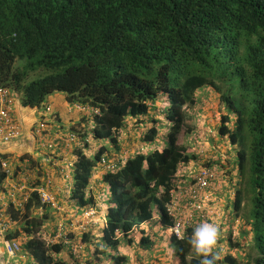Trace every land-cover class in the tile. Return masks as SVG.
Here are the masks:
<instances>
[{"label":"trees","instance_id":"16d2710c","mask_svg":"<svg viewBox=\"0 0 264 264\" xmlns=\"http://www.w3.org/2000/svg\"><path fill=\"white\" fill-rule=\"evenodd\" d=\"M0 84L16 89L26 107H39L59 91L71 104L99 110L93 142L108 145L73 148V182L60 198L71 214L105 213L99 232L106 247H97L95 264H130L117 250L123 238L132 242L131 232L151 221L159 230L173 224L168 207L178 168L197 158L179 138L195 131L189 108L198 103V90L213 91L227 109L220 133L238 148L236 160H226L240 173L233 211L246 217L243 233L251 232L258 252L252 256L244 243V264H264V0H0ZM164 112L169 125H159ZM128 117L152 123L138 147L121 144ZM144 143L153 149L144 152ZM103 159L117 170L97 179L109 188L101 199L93 178L106 170ZM5 178L0 172V184ZM41 206L36 191L23 209L9 204L20 227L7 238L21 240L27 257L10 264H94L73 260H79L73 246L88 231L53 240L56 221L51 207L36 212ZM193 230L173 237L179 264H199L200 258H189ZM154 240L143 230L138 244L148 250ZM222 262L243 264L229 252Z\"/></svg>","mask_w":264,"mask_h":264},{"label":"clouds","instance_id":"9594fccd","mask_svg":"<svg viewBox=\"0 0 264 264\" xmlns=\"http://www.w3.org/2000/svg\"><path fill=\"white\" fill-rule=\"evenodd\" d=\"M0 86L10 90V93L13 97L12 115L14 120L19 124L21 128L20 129L21 133L17 138L5 142L1 145V150L3 151L2 156L8 159L9 161H11L13 165L12 175L9 177V182L25 183L27 184V186L29 183L30 188L40 187L39 185H33V184L36 183L37 181L46 182L48 179L47 177L48 174L50 176V181H51L50 187H52L54 181L51 172H55L56 169L60 171L61 168H56L55 166H61L62 163L65 162V157L68 156L70 149H71L70 154L73 155L72 153L73 148L74 149L82 148L85 152H89V149L94 150L96 148H99L101 144L108 143L107 141H102V142L98 141L97 143L93 142L94 141L93 129L96 125L94 115L98 114L99 112L97 108H93L90 105L71 104L67 101L66 103H68V110L66 113L77 114L78 116L80 114V117L78 118L80 121V126H77L78 129H75L73 128L74 126L73 125L71 129H69L66 132H63L62 131L63 126L61 127L59 126L58 128H56V126L54 125L55 122L59 121L58 117L61 120V117L58 114H62V113L60 112L56 113L55 111L52 110L50 105H48L46 108H43L41 106L39 107L37 106L35 108L30 107V109L35 110L34 113H38V116L36 115L34 117L35 122L32 125L31 124L27 125V124H23L24 122L19 120L17 116V110H16L17 105L24 106L20 100V94L16 91V89H14L11 86L8 87L2 84H0ZM205 90L208 91L205 88H201L196 93L198 97L197 100L198 103L201 102L203 98L211 99V97H206L203 95V92ZM17 99L18 102L15 104ZM79 107H83V109ZM192 109L193 106H191V109L189 108L190 112ZM40 110H42L41 114H39ZM226 112L221 113V115ZM48 114H51V117H49ZM162 114H164L166 124L168 125L171 124L169 121H167L165 112ZM157 117L161 121L160 115H158ZM128 118H132V120L147 119V118L138 119L133 117H128ZM38 121L41 123L40 126H36ZM151 126L152 123L150 127ZM195 129H197V127H195ZM126 130L127 128L125 127L123 131V135L120 138L122 145L126 140L125 137ZM26 133H30L35 136L36 141L34 144V152H31V150L29 149H24L19 154H17L16 159L12 160L11 153H13V151H11L10 148L12 146L14 147L15 143L18 142V140L24 139ZM221 143H224L222 148H220ZM144 145H145L144 152L148 153L153 149V148L151 149L146 148L148 143H144ZM227 145L228 146L231 145L229 135H222L219 129L214 144H209V145L206 144L204 146V149L203 150L201 149L202 150L200 151L202 152L201 154L197 152L193 153L192 151V154L197 156L198 158H192L188 163L180 164V167L178 168L176 174L177 179L174 184V188L171 191V200L169 202V207H168L169 214L171 216L173 224L168 228L161 227L163 231L165 233L167 232L168 236H170V241L172 243V246H174L173 237H176L177 239L185 238V236L187 235V229L189 227H192L194 230L189 239V243L191 245L192 251L195 253L197 258H200L199 264H218V262L221 259L220 253L219 251H217V245L220 239L221 242L225 240L226 242L225 241L224 242L228 245L230 249L235 248L236 246L241 248V246H243L244 243H248L246 241L248 237L247 239L245 237L248 236V233L251 234V232H248L246 235L243 233L245 224L241 223L242 222L241 216H237L236 213L228 217L225 216V207L234 205L236 201L237 191L240 188V184L236 183L237 180H240V173L238 171H235L236 174L238 175L237 179L234 177H230V175L233 173V169L229 167L232 165V161H230L229 163H227L226 161L230 157L227 156L224 151V148ZM206 149L213 150V152L209 154V151L208 152L205 151ZM204 163L206 164L204 165ZM101 164L106 168V170L97 171L95 173L93 181L97 183V186L99 188H101L99 190L100 193L99 198L101 197V193H102L103 195L101 199H103L105 192L109 188L106 189V187H104L102 183L97 182V179L102 180V175H104L106 171L108 170L115 171L117 169L115 168V165L107 164L106 159H103ZM187 165H191V166H187ZM182 166H184L185 173H181ZM65 167L67 169L66 171L64 170L63 173L64 178L66 175L69 178V179L66 178L65 180H71V182H73V174H74L73 161L72 160L69 161ZM40 174H42V176H40ZM68 174H72V177ZM32 175L33 177L31 178ZM5 176H6L5 180L0 184V189L7 183V175L5 174ZM229 177L230 180H228ZM203 180H207V186L204 189L200 190L198 194L193 193V188H195L198 185V183H201ZM50 191L53 194L51 188ZM87 194H89V192H87ZM229 196L234 197L233 201L230 199ZM54 198L56 203H51V204L42 203V206L37 208L36 212L42 214L45 211H47L44 209V206L51 207V209L53 210L62 209V207L60 206H63V208L64 206H66L64 204H61L60 200H58L55 195ZM48 210L50 211V209ZM96 214L99 217H102L103 223L104 225H106L105 213L96 211ZM156 215H157L156 217L159 218L158 214ZM71 216H76V220L80 221L82 224L85 220L83 214L79 215L78 213L74 212ZM178 218L182 219L183 221V226L181 227V231H182L181 235L177 234V232L175 231L176 222ZM228 220L230 221V229L226 234L223 232L222 225ZM91 221L92 218L88 221L86 226L83 225L85 226L84 228H81L79 230L77 229L74 230L75 231L83 230L82 233L86 232L88 228L93 227L95 225L96 220H93L92 223L89 224ZM62 223L65 224V222H61V224ZM66 223L67 225H70L69 221H66ZM76 223L77 222L72 221V225L70 226L76 227ZM215 223H217L219 227ZM238 223L241 224V227H238ZM55 224L57 226V232L59 230L61 231V236H60L61 240L66 241L68 239L69 232L63 233V225L59 226V222L57 223L55 222ZM147 224L150 223L142 224L137 229H141V231H143L145 230ZM19 227L20 225L18 224V227L16 228ZM61 240L57 239L56 241H61ZM232 242L234 243V246L232 245ZM82 243L83 242L81 241V244ZM77 246H78L77 248L75 247L73 248V255L76 256L80 255L79 248L81 247L79 245ZM172 250L173 253L176 251L174 247L172 248ZM4 253L6 255L5 250ZM247 253L248 252H246L245 254ZM257 254L258 252L254 255L252 254L251 255L256 256ZM6 257L7 256H5L4 258L3 264H5ZM238 262L244 264L245 260H241V262L240 261Z\"/></svg>","mask_w":264,"mask_h":264},{"label":"rangeland","instance_id":"374dc122","mask_svg":"<svg viewBox=\"0 0 264 264\" xmlns=\"http://www.w3.org/2000/svg\"><path fill=\"white\" fill-rule=\"evenodd\" d=\"M31 80V79H29ZM203 95L206 97H211V99H205L203 98L201 100V102L192 105L193 109L191 110V112L194 115V119H195V127H197V129H195V131L193 133L190 134H181L180 138H179V142L183 143L187 148H189L191 151H193V153H199L201 154L204 146L207 144H214L216 137H217V132L220 129V115L223 112H226L225 109V104L222 103L221 101H218L217 96L215 95L214 92L212 91H204ZM66 93L65 92H59L56 91L54 93H51L50 95H48L45 100L42 102V104L40 105L43 108H46L48 105L51 106L52 110L57 112H60L62 114H58L61 117V120L58 117L57 122L54 123V125L56 126V128H58L59 126H63V132L68 131L69 129H71V127L73 126V128L78 129L77 126H80V121H79V116L77 114H72V113H66L68 110V103H66ZM42 113V110H40V113ZM38 116V113H34L32 114L30 107H25V106H20L18 108L17 111V116L19 118V120L23 121V124H33L35 122L34 117ZM49 117H51V114H48ZM78 119V120H77ZM160 119H161V124H166V120L164 118V114L160 115ZM40 122L38 121V123L36 124V126H40ZM61 124V125H60ZM151 122H149L147 119L146 120H132V118H128L127 120V130L125 131V137L126 140L123 143V147L125 146H131L132 147H138L141 144V140H142V136L145 133V131L147 130L148 127H150ZM231 125V122L230 124ZM204 127V128H203ZM168 128V127H167ZM202 128V129H201ZM166 133L169 131L168 129L163 130ZM130 137L131 143H129L127 141V137ZM35 136L30 134V133H26L25 134V138L22 140H18V142L15 143L14 149H13V153L12 154V160L17 158V154H19L21 151H23L24 149H29L31 150V152H34V144H35ZM156 143H159L161 145H164L166 142L165 140H157ZM108 144V143H106ZM224 143L220 144V148L223 147ZM153 145L148 144L147 145V149H151ZM166 146V145H165ZM16 147V148H15ZM97 147V146H96ZM207 148V147H206ZM135 149V148H134ZM202 149V150H201ZM71 150V149H70ZM70 150L68 153V156L65 157V162L62 163L61 166H55L56 168H61L60 171H58V169L55 170V172H51L53 181L54 178H56L57 183L55 184L56 187L53 189V194L57 197L58 200H64L62 198L63 195H65L67 193V191L69 190L68 186L71 185V180H65L66 178L69 179L67 177V175L64 178V170L66 171V165L69 161L72 160L71 154H70ZM136 150V149H135ZM199 151V152H198ZM205 151H209V154L213 152V150H205ZM204 151V152H205ZM224 151L226 153L227 156H230L233 160H236L237 156V151L238 148L235 145H227L224 148ZM203 152V153H204ZM22 155V154H21ZM22 157V156H19ZM18 157V158H19ZM198 158V157H197ZM57 160V159H56ZM206 163H204L205 165ZM50 166V165H49ZM48 166V168H49ZM52 166V165H51ZM187 166H191V165H187ZM191 169V168H190ZM63 170V172H62ZM50 171V170H49ZM181 173H185L184 172V166L181 167ZM72 177V174H68ZM40 176H42V174H40ZM33 177V175L31 176V178ZM230 177H234V178H238V175L236 174L235 170H233V173L230 175ZM230 177L228 178V180H230ZM35 179V178H34ZM33 179V180H34ZM28 187H29V183H28ZM230 199L233 201L234 197L233 196H229ZM62 207V209H50V215L51 218L55 221L56 223L59 222V226L63 225V233L66 232H71L74 229H81L84 228L88 221L92 218L93 220H96L95 225L93 227L88 228V235H87V239H85V241L81 244V242H77L75 243L76 245L74 246L75 248H77L79 246H81L79 248L80 250V255H78L79 260L78 259H73L76 261H80L82 260V263H87L88 260H90L91 262H94L98 260L97 258V247L99 249L106 247L105 244H103L101 241V235H100V230L104 228V223H103V219L102 217H99L97 214H92L89 217H85L84 216V222L83 224L76 220V216H71L72 214L70 213V210L68 209L67 206H60ZM153 207L155 208V214H157V206L156 204H153ZM234 211H233V207L232 206H227L225 207V216L228 217L230 215H233ZM242 215V214H241ZM242 217V224H245L246 222V217ZM66 221L70 222V225H72V221L77 222L76 223V227L74 226H70L67 225ZM92 221L89 223L91 224ZM61 222H65V224H61ZM150 224L146 225L145 231H149L152 238H153V243L151 245V247L148 250H144L139 244H138V240L141 237V229H135L133 232H131L130 236L132 239V242H129L128 239L124 238L121 242V244L118 247V252L122 255H126L129 258V263L130 264H134V262L136 263H148V264H179L178 260H175L174 254H173V250L172 248L174 247L175 249H177L176 246H172V243L170 241V236H168L167 232L165 233L163 231V229L161 228V230L155 228L156 226L154 225L155 223H153V221L149 222ZM217 225V223H215ZM85 225V226H83ZM49 226V225H48ZM101 226V227H99ZM219 227V225H217ZM98 227V228H97ZM223 227V232L224 233H228L229 229H230V221H226L225 223H223L222 225ZM238 227H241V224L238 223ZM62 229V228H61ZM149 229V230H148ZM52 230V228H51ZM48 233H50V226L48 227L47 230ZM50 235V234H48ZM61 236V231L59 230L56 234H54L53 236L50 235V238H52L53 240H61L60 238ZM248 240H246L249 243V251L250 254L254 255L257 253V249L254 247V243L252 242L251 239V234L248 233ZM45 239H48V237L46 235H44ZM81 238V237H79ZM225 241V240H224ZM221 242V239L218 241V245H217V251H219L221 259V262H218V264H223L222 260L224 259L225 255L227 252H229L230 254L234 255L237 257L238 261L241 262V260H245L247 259V256L245 254V252L242 250V248L239 247H235V248H229L228 245L225 242ZM232 245L234 246V243L232 242ZM242 250V251H241ZM5 254L3 249H0V264H3L4 262V258H5ZM191 257H197L195 255V253L193 251H191L189 258ZM65 258H67V260H70L71 258H69L68 256H65ZM17 261L15 260V263ZM20 262V261H18Z\"/></svg>","mask_w":264,"mask_h":264},{"label":"built area","instance_id":"2783aa9c","mask_svg":"<svg viewBox=\"0 0 264 264\" xmlns=\"http://www.w3.org/2000/svg\"><path fill=\"white\" fill-rule=\"evenodd\" d=\"M12 103L13 97L10 93V90L0 86V171L7 175V183L0 189V204L3 203L5 205L4 209H0V236L3 239L4 250L7 255L5 264H10L11 261L17 257L21 261H24L27 258L25 254H22V241L14 238H7L8 234H10L13 229L18 227L17 220L12 217L9 210V204L13 203L15 207L23 209L24 202L28 201L29 197L34 191L39 193L43 204L56 203L54 195L49 188L51 181L48 174V179L45 186L42 185L40 187L30 188L25 183L9 182V177L12 175L13 165L11 161L2 156L3 151L1 150V145L17 138L21 133V128L14 120L12 115ZM79 108L83 109V107ZM206 186L207 180H203L201 183H198L195 188H193V193L198 194L199 191L204 189ZM92 214H96V210L93 208L88 209L83 213L85 217H89ZM182 226L183 221L182 219L178 218L175 227L177 234L181 235ZM23 238L25 239V236Z\"/></svg>","mask_w":264,"mask_h":264},{"label":"crops","instance_id":"0c3cea01","mask_svg":"<svg viewBox=\"0 0 264 264\" xmlns=\"http://www.w3.org/2000/svg\"><path fill=\"white\" fill-rule=\"evenodd\" d=\"M21 105H17V108H16V110L18 111V108L20 107ZM31 112H32V114H34V112H35V110L34 109H31ZM26 124V123H25ZM16 148V147H15ZM13 149H14V147L12 146L11 148H10V150L11 151H13ZM0 249H3V251H4V245H3V241H2V237L0 236ZM5 254V253H4ZM0 261H1V258H0Z\"/></svg>","mask_w":264,"mask_h":264}]
</instances>
